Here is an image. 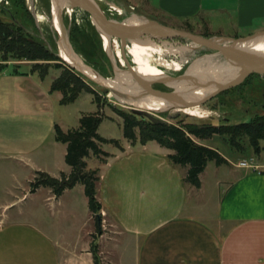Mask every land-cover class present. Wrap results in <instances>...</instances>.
<instances>
[{"label": "crops", "instance_id": "crops-1", "mask_svg": "<svg viewBox=\"0 0 264 264\" xmlns=\"http://www.w3.org/2000/svg\"><path fill=\"white\" fill-rule=\"evenodd\" d=\"M144 1L158 15L180 23L192 21L214 4ZM246 2L239 9L241 17L251 15L245 8L252 10L251 0ZM53 96L37 74L10 64L0 70V163L8 168L1 173L12 180L13 192L22 187L20 173H29L23 178L22 196L0 208V264H75L72 258L81 252L90 260L85 237L82 245H71L66 235L52 236L43 227L24 221L21 209L20 218L10 215L18 204L41 192L55 210L64 206L65 196L84 192L80 185L59 198L50 189L27 191L38 174L56 180L70 174L66 146L55 141L54 127L59 125ZM56 100L61 101L60 97ZM122 149L111 154L97 186L102 215L113 220L123 237L118 264L129 263L127 250L132 253L129 264H264V164L260 160H252L249 169L240 168V163L232 169L222 157L227 164L213 168L209 163L200 176V189H195L184 182L187 169L168 160L170 151L155 143ZM58 152L63 164L55 160ZM71 208V204L66 207L72 212L69 215ZM92 217L88 214L89 224Z\"/></svg>", "mask_w": 264, "mask_h": 264}, {"label": "rangeland", "instance_id": "rangeland-1", "mask_svg": "<svg viewBox=\"0 0 264 264\" xmlns=\"http://www.w3.org/2000/svg\"><path fill=\"white\" fill-rule=\"evenodd\" d=\"M5 1L8 3V6H6L4 2L0 4V21L7 23L11 21H17L19 25L25 29V32L43 41L49 50H52L50 46L51 44L52 47L55 46V51L61 56H73L64 40L61 38V20L67 42L71 46L74 53L86 66L91 68L100 77L110 82L121 76V72H126V70L120 66L119 61L114 56L113 44H111V49L109 51H105L107 61L104 57L102 60H100L96 54H92V51L88 46L91 47V44H93L92 40H94V35L89 29L91 22L88 15L82 12L71 13V10H63L62 5H54L52 19L51 0H47L50 7L49 12L48 9L44 7L46 0H23L24 5L22 7L18 5V3L21 4V0ZM246 1L248 0H204V3L210 4L213 2L214 4L211 3L213 4V8L206 12L204 9L203 12L194 16L195 19L192 20L194 22L190 24L191 26H185V24L180 23L179 20L174 21L173 19H167L166 17L158 15L155 10L144 0H102L98 3L107 17L117 22H126L135 25L143 19H149L156 21L161 25L177 30H185L186 28L185 32L190 30L191 34L198 36L208 35L209 38L227 37L236 39L246 38L253 34L264 31V1L262 3H260L261 0H251V2H248L250 3L248 6L252 7V10L247 7L245 8L247 10L246 12H249L251 15L246 16L245 14V17H241L239 14V9H243L242 5ZM112 5H115L122 11L121 17L118 16L117 13L109 11V6ZM124 7L133 9L134 13H125L123 11ZM252 15H255L256 17H248ZM73 29H77V34L83 35L81 42H78L77 39L71 40L73 36L70 30L72 31ZM190 31L188 32L190 33ZM57 33H59V36ZM86 42L87 45L85 44ZM169 44L173 50L172 48L168 49L167 44L147 41L139 42L138 47L141 48L143 52H147L151 57L156 55L157 49L161 46L163 47V51L165 53L171 51L169 53L174 54L178 52V54L182 53L185 57L187 54L189 55L188 52L181 51V48H187L190 46L177 42H170ZM102 49L104 52L103 45ZM205 56H208V54L205 52L194 53L190 57L189 65H187L184 71L187 69L189 70L190 66L195 64L200 66V68L203 70L214 66V62L212 61H199ZM179 60L180 58L178 61ZM8 64H10V66L13 68L20 67V69L24 72H29L33 65H35L27 62L16 61H10ZM70 64L80 68V66L73 62ZM39 65L42 67L39 69V72L46 74V78L44 80L39 78L40 82H43L45 87H48L49 89L51 88L52 80L54 81L59 78L63 71L68 69L72 71V73H77L83 77L85 79L83 80L85 85H88L90 89L95 92V97L90 94L82 93L73 104L67 106L61 105L56 99L59 97L62 99V96L60 94L54 93L53 104L55 109L56 123L64 133L78 129L80 125L79 121L82 116L99 112V114L103 117V121L98 130V135L104 140L118 141L122 144V146H130V143L123 138L122 120L119 117V113L134 114L133 111L136 110V108L121 104L112 94L108 93V91L89 81L81 73L69 67L62 60H60V62L54 63H39ZM55 66L60 67V69H55ZM181 75L182 74L179 73L167 76L177 78ZM96 79L98 81L101 80L97 76ZM218 98L219 100L215 98L202 108L186 109L179 113H176V111L167 110L150 113L154 118L165 121L168 124L176 123L175 119L184 120L186 123H192L196 125L207 124L214 126L224 124L227 121L231 125L249 123L253 116L257 113L258 115L264 116V78H252L247 86L239 91V93H230L221 99L219 96ZM219 101L224 102L225 105L218 108L217 110L211 109L213 104ZM238 143L240 145L239 149L232 148L226 139L222 137H215L210 142L201 144L217 151L229 162V166L232 169H235V165L242 162H247L249 165L253 166L252 160L255 158L264 164V141L260 142L259 144L261 149L259 152V158L257 156L258 154H255L252 147L248 145L247 141L243 140L239 141ZM136 148L138 147H133V150ZM102 150L109 155L119 152L118 149L111 145H104ZM54 157L57 163H59L61 160L63 164L62 154L59 152L54 153ZM107 161L108 159H105V162ZM211 165H213V168L215 167L214 163ZM104 166L105 164L101 160L91 158L88 161V168L90 170H99L100 177ZM5 169L8 168L4 167V165H1L0 163V208L15 203L16 199H19V196H22V192H20V190H22V188L25 186V181L23 178L25 177L27 179L29 176V173L26 170H24L23 173H20V179H18L20 180L22 187L19 189V191L13 192L12 180L10 177L3 175L6 173H1V171ZM36 179H39V176H37ZM26 187L29 194H31V185ZM63 203V207L57 208L55 210L54 205L52 207L51 204H47L45 193L41 192L37 196L30 197L29 200H25L24 202L18 204L16 206L18 207L20 205L18 209H15L12 213H10V215L20 218L18 217V210L21 209L20 211H24V213L21 214L23 215L22 218L24 221L32 222L43 227L52 236H55L58 233L66 235L71 245H82L83 239L85 237V243L90 246V248H88L89 251L91 249V245L94 242L97 243L100 264H118L123 254V237L120 235V232L116 228V224L113 222V220L109 216L102 215L101 211L100 232L96 231L94 217H92L93 220L91 224L88 223V214H92L89 211L88 201L83 190H77L76 192H72L70 196H65ZM69 204L72 205V215H69L72 212H68L66 209L67 205ZM95 239H97V241H94ZM127 251L125 253L126 262L130 263L132 253L131 251ZM86 254V252H81L78 258H72V260H76L74 261L76 262L75 264H78L79 261L81 264H93L92 255H90V260L86 261Z\"/></svg>", "mask_w": 264, "mask_h": 264}, {"label": "trees", "instance_id": "trees-1", "mask_svg": "<svg viewBox=\"0 0 264 264\" xmlns=\"http://www.w3.org/2000/svg\"><path fill=\"white\" fill-rule=\"evenodd\" d=\"M96 1L100 2L102 0ZM18 5L22 7L24 5L23 0ZM118 5L120 6L119 3ZM44 7L49 12L50 7L47 0ZM111 7L121 17L122 11L115 5ZM77 12L82 11L71 10V13ZM193 22L187 21L184 24L185 26H191L190 24ZM89 29L94 35L93 39L96 41L92 40L93 44H91V47H88L91 49L92 54H96L100 60L103 57L106 60L105 51L103 52L102 49L101 37L91 24L89 25ZM180 30L185 32L186 28L185 30ZM70 32L73 36L71 40L77 39L78 42H81L83 35L77 34V29L70 30ZM202 37L209 38L208 35ZM138 43L136 41L128 43L124 49L126 55L138 56V58L142 57V59L144 58L148 61L149 65L153 66L155 62L167 65L168 72H170L169 70H173L169 75L181 73L188 65L184 60L181 61V59H184L182 53H169L171 51L165 53L162 46L157 49L156 55L153 56L156 59H153L147 52H143L138 47ZM85 44L87 45V42ZM112 44L114 51L121 55L119 42L112 40ZM50 46L52 48V50L50 49L51 51L43 41L25 32V29L17 21L9 23L0 21V70L5 69L10 61L27 62L35 64L30 73L37 74L41 80H44L46 74L39 72V69L42 68L39 63H54L61 60L56 57L55 46L52 47L51 44ZM171 48L168 45V49ZM159 58L163 61L158 60ZM179 58L180 60L178 61ZM136 64H140V62H136ZM54 68L60 69L58 66ZM252 78L260 77H249L240 87L219 95L220 99L230 93H239ZM83 80L85 79L77 73L75 74L65 69L61 76L52 82L50 93H59L62 96L60 104L63 106L73 104L82 93L95 97V92L88 85H85ZM158 89L162 92H170V90L161 86H158ZM216 99L219 100L218 97ZM224 105V102L219 101L214 103L211 109L217 110ZM119 117L122 120L124 140L128 141L132 146L136 144L146 146L149 143H155L160 148L172 152V155L168 156V160L174 166L187 169L184 182L195 189H200V176L209 163H214L217 167L227 164L217 151L201 143L210 142L215 137H222L226 139L232 148L239 149L240 145L238 142L245 140L252 147L254 153L259 154L261 151L259 144L264 141V116L258 115V113L253 116L249 123L231 125L227 121L218 126L207 124L196 125L177 119H175L176 123L174 124L156 125L135 114L119 113ZM102 121L103 117L98 112L82 116L79 121V128L67 133H64L58 126H55L54 136L56 143L66 146L65 164L70 168V174L68 176L62 175L59 180L52 179L45 174H38L39 179H35L31 184L32 193L39 188L50 189L56 198L61 197L66 191L73 190L78 185L82 186L84 195L88 201L89 211L94 217L96 231L98 232H100V213L102 207L97 200V186L100 184L101 177L99 176V170H90L88 168V161L93 158L101 160L106 165L105 159H110L111 155L102 150L104 145H111L119 151H123L122 145L118 141H107L98 135ZM94 241H97V239ZM90 254L92 255L93 264H100L96 242L91 245Z\"/></svg>", "mask_w": 264, "mask_h": 264}, {"label": "water", "instance_id": "water-1", "mask_svg": "<svg viewBox=\"0 0 264 264\" xmlns=\"http://www.w3.org/2000/svg\"><path fill=\"white\" fill-rule=\"evenodd\" d=\"M54 5H62L63 10H81L84 14L89 16L91 25L101 38L106 37L110 40H117L120 43V51L127 68V71L123 73L129 75L132 81L130 86L135 88V95H126L117 90H113L103 83L92 80L76 68L68 66L75 69L89 81L99 85L108 91V93L112 94L117 100L122 102H137L151 95L168 103L169 108L167 111H183L186 109L202 108L219 95L240 87L251 76L264 78V54L251 52L247 49L252 45L264 43V31L246 38L238 39L227 37L204 38L161 25L149 19H143L135 25L111 20L102 11L96 0H51L52 19ZM123 11L127 14L134 13L133 9L127 7H124ZM60 28L61 38L64 40L67 47L74 53L67 42L61 20ZM57 34L59 36V33ZM135 41L164 43L167 45H170V42L183 43L190 46L181 48V51L189 53V55H186L188 61H190V57L194 53L205 52L208 56H205L199 61H212L214 62V66L208 69V73H201V75L192 74L187 69L186 71L183 70L181 72L182 75L177 78L166 76L157 80H147L136 75L126 59L124 49L128 43ZM56 57L61 59L59 53H57ZM85 67L95 73L88 66L85 65ZM95 74L99 76L97 73ZM179 85L185 86L190 94H194L197 91H207L208 93L202 98L187 100L183 93L175 89V86ZM154 86H161L170 90V92L154 90ZM133 112L135 115L150 123L156 125L167 124L165 121L154 118L150 113L151 111L136 109Z\"/></svg>", "mask_w": 264, "mask_h": 264}, {"label": "bare ground", "instance_id": "bare-ground-1", "mask_svg": "<svg viewBox=\"0 0 264 264\" xmlns=\"http://www.w3.org/2000/svg\"><path fill=\"white\" fill-rule=\"evenodd\" d=\"M37 19H38V17H37ZM101 41H102L104 51H109L111 49L112 40H110L106 37H103V38H101ZM247 49H248V51H251V52L264 54V43L252 45V46L248 47ZM70 52L72 53L73 56L68 57V56H61L60 55L62 61L64 63H66L67 65H69L73 68H76L77 70H79L84 75L91 78L92 80H95L96 82H99V83H103L104 85H106L107 87H109L113 90H117V91L122 92L126 95H135L136 94L135 88L130 86L132 81H131L128 74L121 73L120 74L121 76H119L116 80H112L111 82L107 81V80L97 76L92 71L88 70L85 67V64L81 61V59L78 58L77 56H75V54L71 50H70ZM114 56H115V54H114ZM71 62L77 64L82 69L77 68L75 66H72L70 64ZM208 69H210V67L207 68L206 70H203L202 68H200V66H197L195 64V65L190 66L189 72L192 74L201 75V73L204 74L207 71H209ZM132 70L134 71V73L136 75H138L139 77H142L144 79H147V80H157V79H161V78L167 76V74H165L161 70H158V69L152 68V67H132ZM126 71H127V69H126ZM96 76L101 80L98 81L96 79ZM175 89L179 90L181 93H183L184 96L187 98V100H191L192 98H202L205 95H207V93H208L207 91H197L194 94H190L187 91L186 87L182 86V85L175 86ZM118 101L121 104L127 105L129 107H133L136 109H143V110L151 111V112H160L163 110H167L169 108L168 103H166L164 100L157 99L151 95H149L147 98H145L141 101H137V102H133V101L122 102L120 100H118Z\"/></svg>", "mask_w": 264, "mask_h": 264}, {"label": "flooded vegetation", "instance_id": "flooded-vegetation-1", "mask_svg": "<svg viewBox=\"0 0 264 264\" xmlns=\"http://www.w3.org/2000/svg\"><path fill=\"white\" fill-rule=\"evenodd\" d=\"M114 54H115V57H116V59L119 61V64H120V66L123 68V69H127L126 68V63H125V61H124V59H123V57H122V54L120 55V53H116L115 51H114ZM125 54H126V52H125ZM127 54H128V52H127ZM152 58L153 59H156V58H154L153 56H152ZM126 59L128 60V62H129V64H130V66L131 67H152V68H156V69H158V70H161L162 72H164L165 74H167V75H169L170 73H172V71L173 70H169L170 72H168V67H167V65H161V64H159V63H154V66L153 65H149L147 62L148 61H146V59H142V57H139L138 58V56H126ZM149 59H150V56H149ZM158 60H160V61H163L161 58H159ZM185 61V63L187 64L188 63V65H189V61H188V59L184 56V59H181V61ZM157 61V60H156ZM136 62L138 63V62H140V64H136ZM156 64V65H155ZM182 74V73H181ZM157 87L158 86H154L153 88H154V90H158L157 89ZM159 91V90H158ZM179 112H181V111H176V113H179Z\"/></svg>", "mask_w": 264, "mask_h": 264}, {"label": "built area", "instance_id": "built-area-1", "mask_svg": "<svg viewBox=\"0 0 264 264\" xmlns=\"http://www.w3.org/2000/svg\"><path fill=\"white\" fill-rule=\"evenodd\" d=\"M3 2L6 6H8V3L5 0H0V4H2ZM65 10H68V9H65ZM109 11L114 12L111 6H109ZM239 167L242 169H249V168H252V165H249L247 162H242L239 164Z\"/></svg>", "mask_w": 264, "mask_h": 264}]
</instances>
